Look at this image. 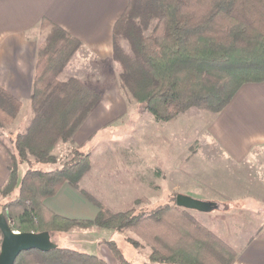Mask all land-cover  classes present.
<instances>
[{"label": "trees", "instance_id": "obj_1", "mask_svg": "<svg viewBox=\"0 0 264 264\" xmlns=\"http://www.w3.org/2000/svg\"><path fill=\"white\" fill-rule=\"evenodd\" d=\"M40 26L47 34L37 50L32 118L26 131L17 135L15 152L0 144L10 160L0 197L7 199L17 191L0 215L18 233H67L93 227L132 231L140 242H130L149 246L153 264H235L244 247H236L226 224L237 216L188 210L177 206L176 200L149 213L135 212L131 203L112 211L94 201L99 209L94 220L71 219L50 210L45 201L65 184L80 190L79 182L91 166L90 155L80 146L61 168H29L20 175L21 165L31 162V157L37 165L55 164L59 144H73L74 135L103 97L78 78L61 79L82 43L46 18ZM113 57L120 65L122 89L158 121H173L195 108L207 111L210 122L243 85L264 82V0H128L114 26ZM21 106L0 84V127L11 125ZM221 225L228 229L224 234L217 232ZM262 225L248 227L247 233ZM0 235L3 240L1 231ZM106 243L118 264H134L115 242ZM15 264L108 263L88 251L58 245L50 252H23Z\"/></svg>", "mask_w": 264, "mask_h": 264}, {"label": "rangeland", "instance_id": "obj_2", "mask_svg": "<svg viewBox=\"0 0 264 264\" xmlns=\"http://www.w3.org/2000/svg\"><path fill=\"white\" fill-rule=\"evenodd\" d=\"M41 34H44L45 39L47 31L42 30ZM84 56V53L80 57L74 56L70 63L77 64V60L80 58L81 61ZM91 63L89 60L88 68H91ZM73 74L75 72L68 69L62 73L61 79L65 80ZM82 81L103 94V90L100 89L105 85L103 82ZM121 94L120 99L116 98L113 102L112 118L103 129L92 131L89 138L85 136L87 138L83 142V138L80 137L83 133L80 130L84 123L74 135L73 144H59L54 153L57 158L55 164L37 165L32 163L31 157V162L21 165L20 175L29 168L44 171L61 168L72 159L71 151L80 146V151L90 155L91 166L79 182L80 190L86 195L76 190L92 203L96 201L112 211L131 203L135 212L149 213L162 205H174L179 194L192 195L214 205L212 211L207 213L211 216H237L236 221L230 219L226 226L235 238L236 247L238 249L245 247L247 236L255 233L254 229H249L247 233L248 227L263 224L264 219L261 218H264V200L260 201L261 198L255 196H249L248 200H234L213 184L212 173L215 171L212 170V166L214 163L219 166L220 162L219 157H216L217 147L208 136L207 128L211 121H208L207 111L194 108L178 115L173 121L163 122L158 121L153 113L145 111L144 106L134 101L123 89ZM106 99L103 101L102 97L101 102L107 105ZM20 101L22 106L13 123L0 127V144L12 152L16 150L14 142L17 135L26 131L32 118L30 99ZM79 132L81 134L77 136ZM0 150L9 158L3 147L0 146ZM255 153L252 157L256 158L254 164L264 167V146ZM16 194L17 191L14 196ZM220 194L231 200L223 199ZM14 196L7 199L0 197V212ZM228 229L221 225L217 232L224 234ZM51 236L53 242L59 246L66 245L85 251H88V246H95L97 241H102L101 245L105 246L106 242L113 241L134 264H153L149 261L151 252L149 246L144 242L140 246L130 242V240L140 242L132 231L122 233L93 227L88 231L74 229ZM1 244L0 235V249ZM107 249L110 250L108 246ZM112 258L114 264H118L115 257Z\"/></svg>", "mask_w": 264, "mask_h": 264}, {"label": "crops", "instance_id": "obj_3", "mask_svg": "<svg viewBox=\"0 0 264 264\" xmlns=\"http://www.w3.org/2000/svg\"><path fill=\"white\" fill-rule=\"evenodd\" d=\"M127 5L128 0H0V84L18 99L29 101L37 50L45 37L41 34V22L46 18L64 29L82 43L74 58L85 54L77 64L66 67L65 71L75 72L68 78L105 84L100 89L103 101L107 98L108 104L102 101L80 130L83 134L77 133L84 142L92 131L104 128L112 118L113 102L122 96L119 65L113 57L114 26ZM89 60L91 68H88ZM207 132L217 147L216 157L220 162L219 166L217 163L212 166L213 184L234 200H248L249 196L264 200V167L255 165L256 158H252L264 146V82L243 85L211 121ZM9 163L0 150V185L8 178ZM45 205L71 219L94 220L99 213L94 203L68 183L55 197L47 199ZM249 237L251 242L243 248L235 264H264V221ZM101 243L88 246V251L114 264L111 251Z\"/></svg>", "mask_w": 264, "mask_h": 264}, {"label": "water", "instance_id": "obj_4", "mask_svg": "<svg viewBox=\"0 0 264 264\" xmlns=\"http://www.w3.org/2000/svg\"><path fill=\"white\" fill-rule=\"evenodd\" d=\"M176 204L179 207L202 213L211 212L214 208L210 202L183 194L176 197ZM0 231L3 235L0 264H15L19 255L26 251L37 249L50 252L58 246L57 243L53 242L49 232L18 233L14 231L3 214L0 215Z\"/></svg>", "mask_w": 264, "mask_h": 264}]
</instances>
